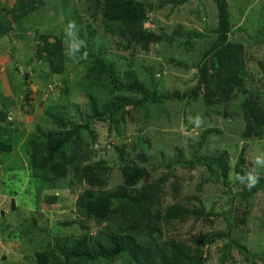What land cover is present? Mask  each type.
I'll use <instances>...</instances> for the list:
<instances>
[{
  "label": "rangeland",
  "instance_id": "1",
  "mask_svg": "<svg viewBox=\"0 0 264 264\" xmlns=\"http://www.w3.org/2000/svg\"><path fill=\"white\" fill-rule=\"evenodd\" d=\"M7 1L16 6L14 0ZM140 1L153 7L147 12L144 27L166 37L151 43L147 51L134 45L126 51L115 49V40L109 39L110 35L104 39L102 35L100 16H92L95 10L90 0H41L32 15H39L40 28H36L53 35H49L50 42L61 34L62 28L67 31L71 27L75 37L77 29L85 32L87 24L95 27L94 47L108 43L104 57L113 63L124 81L123 73L129 61L138 80L150 88L154 85L158 92L178 90L182 93L193 88L197 79L195 65L213 37L210 30L218 22L214 0ZM227 1L231 16L229 38L242 46L247 88L250 94L258 91L263 97L264 72L260 63H264V0ZM32 20L30 17L20 26L12 22L11 29L0 35V111L6 113V119L0 120V137L11 144L8 152L0 153V264H35L34 251L44 249L48 242L49 246L54 243V235L50 233L70 238L81 231L95 235L97 223L77 212L75 207L84 182L72 168L66 167L60 174L56 169L48 172L54 177V188L49 185L39 188L38 179L31 176L32 169L27 165L30 149H25V144L38 128L45 131L54 127L42 113L48 103L57 105L58 112L76 121L79 119L77 105L90 112L88 95L97 98L101 110L103 103L124 92H111L100 85L95 90H82L84 68L77 63L69 62L66 67L71 87L68 93L64 90L61 73L49 78L39 75L46 72L42 60L29 57V61L37 65L23 60V55L33 53L34 44L39 41L28 39L33 31ZM178 31H197L204 36L190 38L191 48L186 49ZM27 42L32 45L24 53ZM72 42L68 38L62 41L64 53ZM17 59L16 68L12 61ZM103 83H106L105 78ZM107 86L110 88L109 83ZM250 94L231 95L225 101L207 86L196 100L174 98L148 104L146 108H131L128 114L119 111L114 115V125L108 120L93 121L90 128L96 139L92 140L87 129L82 130L77 139L78 152L90 151L89 158L81 164L100 163L110 168L107 187L122 182L125 159L145 165L147 174L136 184L138 190L157 183L161 187L159 196L163 205L177 198L190 209L204 213L197 218L189 215L178 227L165 230V236L185 240L220 230L229 231L232 238L246 247L247 255L234 246L223 251L226 238H217L208 247L206 244L209 253L206 264H264V189L245 199L240 196L246 185L258 183L264 187V129L261 136H241L245 129L243 105L250 103ZM121 148L123 160L118 152ZM197 157L223 159L228 168L227 181L217 162L196 161L192 166L183 163L195 161ZM162 176H166L165 179L158 180ZM97 264L132 263L113 259Z\"/></svg>",
  "mask_w": 264,
  "mask_h": 264
},
{
  "label": "trees",
  "instance_id": "2",
  "mask_svg": "<svg viewBox=\"0 0 264 264\" xmlns=\"http://www.w3.org/2000/svg\"><path fill=\"white\" fill-rule=\"evenodd\" d=\"M14 1L16 6H11L7 0L0 2V35L11 29L12 22L20 26L28 18L33 19L30 23L33 31L32 35H28V39L33 42L39 41L34 44L31 54H26L25 51L32 43L24 44L23 56L26 60H23L28 62L31 56L42 60L46 72H39V75L49 78L61 73L64 90L68 93L71 87L68 83L70 76L66 67L70 65L69 62L77 63L84 68L85 78L80 86L82 90H95V87L100 85L111 92L124 91L121 95H115L103 103L101 110L97 98L88 95L87 104L90 112H86L85 107L81 105H75L79 117L76 121H72L71 116H64L63 113L58 112L57 105L48 103V107L42 113L54 127L45 131L38 128L36 134L26 142L25 149H30L27 165L32 169L31 176L38 179L36 181L40 183L39 188L44 185L54 188V177L48 172L56 169V173L60 174L66 170V167L72 168L78 179L85 184L75 200L76 210L93 219L98 227L94 236L89 231H81L72 238L50 233V236L54 235V243L49 246L48 242L44 249L35 250L34 263L97 264L123 259L132 264H206L209 256L206 244L208 247L217 238L224 237L226 243L223 245V251L234 246L241 253L246 252V247L225 230L204 237L196 235L185 240L171 235L165 236V230L178 227L181 222L188 219L189 215H195L194 218L200 217L204 215L203 211L190 209L177 198L163 205L159 196L161 187L157 183L138 190L136 184L147 174V167L128 158L125 159L123 148L118 149L120 160L126 161L122 165V182L113 187H107L110 168L100 163L81 164L89 158L90 151L86 149L79 153L76 150L80 147L77 139L82 130L87 129L94 141L96 138L90 124L96 120L103 122L108 120L114 125L116 123L114 115L119 111L128 114L131 108H146L148 104L161 103L174 98L196 100L207 86L217 92L220 100L225 101L229 100L231 95L243 97L250 94L245 80L242 46L229 38L231 16L228 1L214 0L218 22L216 27L210 30L213 37L201 52L200 59L195 65L197 68L195 86L182 93L178 90L162 93L158 92L154 85L153 88L145 86L138 80L136 72L130 68L132 64L129 61H127L128 69L123 73L126 80L124 81L113 63L104 57L105 45L108 43L94 47L92 35L96 29L90 24H87L85 32L77 29L75 37L72 36L71 27L67 31H63L62 28L61 34L55 36L54 41H48L51 33L41 32L37 18L39 15H32L34 10L36 11L37 4L38 6L41 4V0ZM185 1L187 0L173 2ZM90 3L95 10L92 16L95 17L96 14L100 16L104 39L110 35L112 38L109 39L115 40V49L126 51L134 45L147 51L151 43L166 39L164 35L144 27L148 19L147 12L153 9L151 4L145 5L140 0H90ZM178 34L184 38L183 44L186 49L191 48L190 38L204 36V33L197 31L187 33L178 31ZM67 38L73 42L69 45V50L64 53L62 41ZM12 62L17 68L19 60ZM33 64L37 65L36 62ZM260 69L264 72V63H260ZM103 78L106 79V83H103ZM56 82L57 80L54 82L57 88ZM135 91L140 94L136 95ZM250 96L252 97L250 103L243 105L245 121V129L241 134L243 138L261 136L264 129V96L262 97L258 91L255 94L251 93ZM205 105L210 106V104ZM1 119L2 121L6 119V113L3 111H0ZM10 148L11 144L0 137V153L8 152ZM203 158L197 157L195 161L183 163L192 166L196 161L206 164L217 162L222 168L226 182L228 168L224 160L220 157L210 160ZM238 173H241V170ZM165 177L162 176L158 180H164ZM29 181L32 182L33 179ZM261 188L264 189L258 183L246 185L242 188L240 196L244 199L248 198ZM245 254L247 255V252Z\"/></svg>",
  "mask_w": 264,
  "mask_h": 264
}]
</instances>
